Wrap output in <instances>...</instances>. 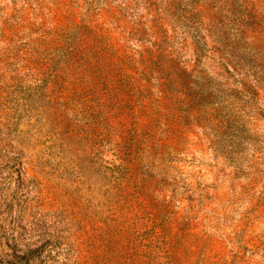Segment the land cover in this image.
Here are the masks:
<instances>
[{"label":"rangeland","instance_id":"374dc122","mask_svg":"<svg viewBox=\"0 0 264 264\" xmlns=\"http://www.w3.org/2000/svg\"><path fill=\"white\" fill-rule=\"evenodd\" d=\"M0 213L35 264H264V0H0Z\"/></svg>","mask_w":264,"mask_h":264},{"label":"trees","instance_id":"16d2710c","mask_svg":"<svg viewBox=\"0 0 264 264\" xmlns=\"http://www.w3.org/2000/svg\"><path fill=\"white\" fill-rule=\"evenodd\" d=\"M149 55L151 59L149 62H153L159 58L160 51L151 50ZM9 220L8 215L0 213V264H35L36 259L45 258L52 248L51 233L39 224L29 225V228L26 226L19 228L16 221L11 223ZM34 236L49 241H42V243L46 242V246L38 247L40 243L33 241ZM5 259L10 260L5 261Z\"/></svg>","mask_w":264,"mask_h":264}]
</instances>
